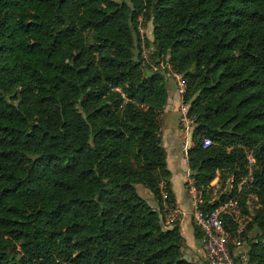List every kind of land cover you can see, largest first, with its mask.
Listing matches in <instances>:
<instances>
[{"label": "trees", "instance_id": "16d2710c", "mask_svg": "<svg viewBox=\"0 0 264 264\" xmlns=\"http://www.w3.org/2000/svg\"><path fill=\"white\" fill-rule=\"evenodd\" d=\"M163 63L186 81L199 189L252 151L249 256L264 264V0H0V264H193L161 220V185L177 206Z\"/></svg>", "mask_w": 264, "mask_h": 264}, {"label": "built area", "instance_id": "2783aa9c", "mask_svg": "<svg viewBox=\"0 0 264 264\" xmlns=\"http://www.w3.org/2000/svg\"><path fill=\"white\" fill-rule=\"evenodd\" d=\"M140 19V18H139ZM141 47H144L142 29L138 26ZM162 68L169 79H174L176 94L180 98L178 111L179 121L185 131L193 130L194 117L189 115V104L183 101L186 92V81L181 73L173 70L169 63H163ZM156 68V67H155ZM154 68V69H155ZM187 137V136H186ZM211 143L208 137L202 139V146ZM189 145L185 138L183 151L184 161L187 163ZM245 171L238 178L228 174L222 178L219 173L209 182L205 189H199L190 171L184 173L185 187L189 193L192 210L190 215L201 236V255L192 260L193 264H256L249 256L250 242H257V238H249L248 228L254 214L257 197L254 189L255 157L251 150L245 152ZM162 196L161 220L164 227H172L183 218V210L171 207L167 203V194L160 186Z\"/></svg>", "mask_w": 264, "mask_h": 264}, {"label": "rangeland", "instance_id": "374dc122", "mask_svg": "<svg viewBox=\"0 0 264 264\" xmlns=\"http://www.w3.org/2000/svg\"><path fill=\"white\" fill-rule=\"evenodd\" d=\"M139 26H140V29H142V32H143L142 34L144 36V42H143L144 47L140 48L141 54H142V57H144V59H145V63H148L151 60L149 55L153 50V47H152V27H153V25H152V22L150 20H146L145 18H141ZM152 64L153 63H151L150 67L147 66L148 64H143V67H142L143 72H147L150 68H151V70L154 69L155 66H154V64L153 65ZM172 81L174 82V79H172V78L169 79L168 77H166L165 82H166V86H167L169 91H171V89H172V87H171ZM174 85H175V83H174ZM166 104H167V101H166ZM166 104H165V107H166ZM163 113H164V110H163ZM163 113H162V115H163ZM171 115H172V120L171 121L168 120V122H166L165 128H168L166 125H170V124H172L173 121L176 120V118H175L176 115H178V118H177L178 124L180 125L181 128H183V131H182V135H183V137H182V150H180V149L178 150V148L175 146V150H172V152L173 151L175 152L176 157L171 158L170 155L172 152L169 149H167L168 165H169V169L172 173L171 183H172L173 187L175 188V190L177 191V194L180 196V192L183 190L184 185H185L183 173L188 170V164L184 161L185 152L183 151V145H184L185 138H187L188 145L191 146V144H192L191 138H192V131L193 130H189V132L185 131L184 126L179 121L180 114H179L178 108H177V112L174 111L171 113ZM163 129H164V127H163ZM185 136H187V137H185ZM136 189H137V192L139 193V195H141L144 199H146L149 204L153 205V200H152L153 198H152V195L148 189H146L143 185H137ZM181 204H183V202ZM253 205L255 206V202L253 203ZM182 207L185 210H190L188 212H191V210H192V204L189 202L184 203L182 205ZM189 220H190V226H192L193 231H194L196 229V225L194 224L191 215L189 217ZM254 234H255L254 231L251 230L248 233L249 238H256V237H254ZM184 236H185L184 246L182 248L183 256L185 255L184 251L186 252V248H189V247H186V244H185V241H186L187 245L190 246V249H191L194 257L195 256L199 257V250H198V246H197L198 239L193 237L192 234L187 232L185 229H184ZM184 257H186V259H188L190 261L193 260V258H191L190 256H184Z\"/></svg>", "mask_w": 264, "mask_h": 264}, {"label": "crops", "instance_id": "0c3cea01", "mask_svg": "<svg viewBox=\"0 0 264 264\" xmlns=\"http://www.w3.org/2000/svg\"><path fill=\"white\" fill-rule=\"evenodd\" d=\"M171 83H172V86H171L172 89H171V91H169L168 88H167V91H168L167 104H166V107L164 108V113L162 115V127H164V129L162 128V143H163V146H164L165 151H166V160H167L168 169H169V165H168V156H167L168 152H167V149H169L172 152V150H175V146H176L178 148V150L179 149L182 150V137H183V135H182L183 128L180 127V125L178 124V120H177L178 115L175 116L176 120L173 121L172 124L166 125L168 128H165L166 122H168V120H170V121L172 120L171 113L174 112V111L177 112V108H178V106L180 104V98L176 94V89H175L174 82L172 81ZM170 156H171V158H175L176 157L175 152L173 151ZM184 173H183V176H184ZM171 175H172V173L170 171V183H171ZM184 179H185V176H184ZM171 187H172V190H173L174 195H175L176 205L178 207H180L183 210V213H184L182 220L179 222L181 234H182V236L185 239V236H184V229H185L187 232L191 233L193 237H195L193 228H192V226H190V220H189L190 212H188L190 210H185L182 207V205L184 203H186V202L187 203L188 202L191 203V199H190L189 193H188L185 185H184L183 190L180 192V196L177 194V191L173 187L172 183H171ZM151 195H152V193H151ZM152 198H153L152 199L153 200V205H151V204H149V205L151 207L157 209L158 208L157 200L153 197V195H152ZM182 202H183V204H181ZM185 244H186V247H189V248H186V252L184 251V254H185L184 256H190L193 259L197 258L196 256L194 257V255H193V253H192V251L190 249V246L187 245L186 241H185ZM197 246H198V250H199V255H201L199 238H198V241H197Z\"/></svg>", "mask_w": 264, "mask_h": 264}]
</instances>
